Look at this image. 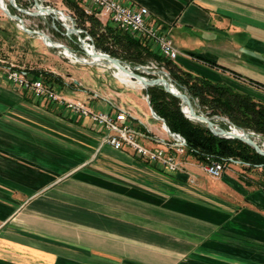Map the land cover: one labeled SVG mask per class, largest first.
I'll return each instance as SVG.
<instances>
[{"label": "crops", "instance_id": "obj_1", "mask_svg": "<svg viewBox=\"0 0 264 264\" xmlns=\"http://www.w3.org/2000/svg\"><path fill=\"white\" fill-rule=\"evenodd\" d=\"M122 1L149 8L183 70L264 102V0ZM30 70L53 72L60 92L91 108L125 110L147 145L168 137L147 91L124 99L82 68ZM107 132L8 81L0 64V264H264V188L233 171L212 178L191 155L173 172Z\"/></svg>", "mask_w": 264, "mask_h": 264}, {"label": "trees", "instance_id": "obj_2", "mask_svg": "<svg viewBox=\"0 0 264 264\" xmlns=\"http://www.w3.org/2000/svg\"><path fill=\"white\" fill-rule=\"evenodd\" d=\"M64 1L75 11L74 17L78 26L93 36L98 49L135 64H145L151 59L159 61L171 73L176 85L190 95L198 111L207 113L214 120H217L218 116H225L239 128L264 135V102L238 91L230 84L212 81L183 70L174 60L166 58L157 51L153 42L147 37L138 39L112 22L103 24L95 14H87L78 0ZM9 6L12 12H17L15 7ZM56 24L58 29H63L60 21H56ZM0 31L3 36L0 39V57L9 60L10 55L2 51V46L7 43L12 48L11 38L16 35L1 26ZM58 34H60L59 31ZM82 35L85 34L82 33ZM30 72L36 77L41 75L38 70L37 72L30 70ZM41 77L55 87L56 82L61 80L53 72L43 73ZM146 91L156 113L166 120L174 133H180L187 140L186 154L188 156L191 155L201 164L218 159L226 165L238 160L245 171L261 175L255 178L253 175L242 174L238 178L250 188H264L263 154L244 140L215 135L205 124L187 117L182 109L181 98L168 92L161 84L149 86ZM219 123L227 129L230 126L225 121Z\"/></svg>", "mask_w": 264, "mask_h": 264}, {"label": "built area", "instance_id": "obj_3", "mask_svg": "<svg viewBox=\"0 0 264 264\" xmlns=\"http://www.w3.org/2000/svg\"><path fill=\"white\" fill-rule=\"evenodd\" d=\"M83 1L87 14L104 17L138 39L147 37L166 58L174 60L181 54V50L175 45L172 36L165 33L158 24L149 23L150 11L148 7L137 6L134 3L127 4L122 0ZM34 8H36L35 5ZM84 38L87 47L90 48L92 46L90 36L85 35ZM0 64L5 68L8 81H12L21 88L30 91L36 98L48 99L65 108L67 107L74 114L94 120L99 126L108 131L104 141L109 142L115 148L122 150L127 146L147 161L158 163L173 172L185 169L184 162L180 158L187 151V140L184 137L177 138L171 135L167 138L155 139L159 141L157 146L147 145L141 139L148 138L149 133L131 126L128 122L129 116H127L125 110H120L116 116H113L107 110L91 108L81 100H73L64 95L55 86L48 84L41 76L34 77L25 66H19L2 57H0ZM165 68L159 61L151 59L148 63L142 65L141 70L146 76L158 77L166 74L167 70ZM255 135L259 136L258 133H255ZM234 162L237 161L234 160ZM226 166L224 162L217 159L205 163L204 168L213 178H218L222 176Z\"/></svg>", "mask_w": 264, "mask_h": 264}, {"label": "rangeland", "instance_id": "obj_4", "mask_svg": "<svg viewBox=\"0 0 264 264\" xmlns=\"http://www.w3.org/2000/svg\"><path fill=\"white\" fill-rule=\"evenodd\" d=\"M7 1L9 2V0H7ZM39 1L41 2V4H43V6L50 5V6H53L55 8H58V9H63V10H65L66 14L69 13V15H71L74 18L73 11L67 7L66 3L63 0H39ZM17 2L19 5H21L25 8H28L30 11L35 9L34 8L35 0H17ZM1 8L2 7H0V26L4 27L6 29H9L10 32H12V33L14 32L16 35L15 37L11 38V40L13 41L12 48H10V46L7 43H5L2 46V51L7 55L13 56L14 61L17 65L25 66L29 70L32 67L50 68V66H54V67L57 66V67L63 69V73L73 72V70L75 71L77 68L78 69L82 68V70H85L86 73H88V75H89L88 78H90V80H92V81H95L97 86L99 84L101 88H104V90L107 89L110 92L112 91L114 94H116V96L117 95L120 97L124 96V99H126L124 94L133 93V91L136 92V94H138L140 96H142V94L145 93L147 88H143L142 86L136 85V84L128 85V84L122 82L119 79V77L117 78V76H115V74H114L116 68L111 66L109 63H106V62L97 63L94 61L93 63L90 64V63L83 62L82 59H86L88 62H90L92 56L91 55L89 56L86 53V51L82 48L79 35L78 34L72 35V37H75L76 40H72L70 37L66 36L63 33L66 31L64 24H63L62 30H60V29L56 30L53 27V25H51L52 24V21H51L52 15L48 14V15H34V16H32V15L24 14L23 12H19L18 10L15 13L12 12L14 14H22V17L25 18L26 26H28L30 29H32V30L37 29V30H41V31L45 32L50 37L49 41H51V39L53 41L56 40L55 42L58 41L59 44L64 43L68 47H70L80 57L77 61H73V59L63 51L64 48H59L56 46L48 45L47 42L44 40V38H42L43 35H41L40 33L35 32L34 34H32V33L25 31L23 28H20L19 25H21V24H19V21L10 17L8 14L4 13L3 9H1ZM59 21L61 22V24L63 22H66L69 24L71 23V21L69 19H67V20L62 19ZM74 23H76L75 18H74ZM76 26L79 28H82V27L78 26V23H76ZM58 31L60 32V34H58ZM81 36L84 37L83 35H81ZM2 37H3L2 32L0 31V39ZM91 43H92V41H91ZM99 50L103 51L101 49H99ZM8 61H10V59ZM123 61L132 65V67H135L137 65H139V66L145 65V64H135L133 62H129L126 60H123ZM17 62H19L20 64H18ZM148 62H149V60H148ZM141 68L140 69L135 68V70L139 73L144 74L142 72ZM165 69L167 70L168 73L165 72L166 74L161 75V76H165L166 78H169L170 81L172 83H174V85L176 87H178L176 85L175 81L173 80L171 73L168 71L167 68H165ZM147 76L152 77L153 75H147ZM87 82L89 83V80ZM180 90L184 93H187L186 91H184L182 89H180ZM64 95H66V94H64ZM71 99L77 100L74 98H71ZM132 100H133V98H131L130 100H127V101L133 105L134 102ZM142 100L148 102V104H149V101H147V95L144 96V98H142ZM77 101H79V100H77ZM182 106L184 107L183 100H182ZM196 111L198 113H201V112L205 113L203 111L200 112L197 109H196ZM205 114H207V113H205ZM222 118H225V119H222ZM220 121H225L226 123L231 124L234 127H237L235 124L230 122V119H228L225 116H218L216 122L219 123ZM202 123L205 124L204 122H202ZM239 129L240 130H246L249 132H253L256 141H258L259 144L261 145V147L264 148V135H262L261 133L252 131V130L245 129V128H243V129L239 128ZM165 132L167 133L168 137L171 136V134L166 129H165ZM255 133L256 134L258 133L259 136L255 135ZM186 157H188V155L185 153V154L181 155L180 158L184 162V159ZM183 164L185 167V162ZM199 165L203 169V171H206L204 168L205 163L204 164L199 163ZM226 165L227 166H226L224 172L225 171H230V172L233 171V173L237 177H239V175H242V174H246L247 176L253 175V176H255V178H258L259 176H261L259 173L257 174L255 172L245 171V168H243V166L241 165V163L238 160H237V162L231 161L230 163H227ZM185 169H186V167H185ZM207 174H209V173L207 172ZM209 176L212 177L210 174H209ZM218 178H215V179H218Z\"/></svg>", "mask_w": 264, "mask_h": 264}, {"label": "water", "instance_id": "obj_5", "mask_svg": "<svg viewBox=\"0 0 264 264\" xmlns=\"http://www.w3.org/2000/svg\"><path fill=\"white\" fill-rule=\"evenodd\" d=\"M9 3L15 7L19 12H23L24 14H28V15H52L54 20H53V24H55V26H57L56 21L62 20V13H65V10L63 9H57L53 6L47 5V6H43L39 0H35V9L30 11L28 8H25L21 5L18 4L17 0H9V2L7 1L6 5H3V2H0V5L4 11V13L8 14L10 17L16 19L19 21V25L20 28H23L25 31L34 34L35 32L40 33L42 36V38H44V40L47 42L48 45L51 46H56L59 48H64V51L66 52V54H68V52H70V54L75 57L76 59L80 58L78 56V54L73 51L70 47H68L66 44H59L55 41H53L51 39V41H49V36L41 31V30H32L30 29L28 26H26L25 24V19L24 17H22V14H14L11 12L10 8H9ZM68 19L71 21V23H66L63 22L62 24H64L66 31L64 32L66 35L71 36L73 34H78L80 37V43L82 45V48L86 51V53L90 56H93L94 54L101 56L103 59H106V61L113 63L117 68L120 67L123 70L127 71L130 75H132L134 78H136L137 80H139L142 84H143V88H147L149 86L152 85H159L161 84L163 87H165V89L170 92L171 94H174L176 96H178L179 98H181L183 100V105L184 107L183 112L186 113L187 117H189L190 119L194 120V121H198V122H204L206 124V126H208L212 132L216 135L222 136V137H226V138H239L241 140L246 141L248 144H250L252 147L255 148L256 151H259L261 154L264 155V148L261 147V145L259 144L258 141H256L255 137H254V133L253 132H249L246 130H241L242 132H237L236 129H239L238 127H234L233 125L229 124V128H225L224 126L220 125L219 123L216 122V120L214 121L209 115L205 114V113H198L196 111L195 105H194V101L193 99H191L190 95L188 93H184L182 92L178 87H176L174 85V83H172L170 81L169 78H166L165 76H161L159 75L158 77H148L142 73H139L135 70L136 69H140L142 66L137 65L135 67H132V65L128 64L127 62H124L121 58L119 57H115L113 55H111L110 53L106 52V51H100L99 49H97L93 37L88 34V32L82 28H79L76 26V23H74V18L71 15H67ZM82 33H85L86 36H90L91 40H92V46L90 48L87 47L86 43H85V38L82 37ZM89 38V39H90ZM82 59V58H81ZM83 62L86 63H93L94 61L91 60L90 62H88L86 59H82ZM147 101H149L150 107H151V112L152 115H154L156 118L160 119L163 121V126L167 129V131L173 135L174 137L177 138H183V136L180 133L177 132H173L171 130V128L167 125L166 120L161 117L159 114L156 113L155 109L153 108L150 98H149V94L147 93ZM225 119V118H222ZM240 131V130H239Z\"/></svg>", "mask_w": 264, "mask_h": 264}, {"label": "bare ground", "instance_id": "obj_6", "mask_svg": "<svg viewBox=\"0 0 264 264\" xmlns=\"http://www.w3.org/2000/svg\"><path fill=\"white\" fill-rule=\"evenodd\" d=\"M1 1L3 2V5L5 6L6 3H7V0H0V2H1ZM0 7H1V5H0ZM1 9H2V8H1ZM57 9H58V8H57ZM62 14H63V15H62L63 19H64V20H67V19H68L67 14H69V13L66 14V12H65V13H62ZM55 41H56V40H55ZM57 43H59V42L57 41ZM67 55L70 56V57L73 59V61H77V60H78V58L76 59L75 57H73V56L70 54V52H68ZM91 60H93V61H95V62H97V63H104V62L109 63L111 66H113V67L116 68L114 74H115V76H117V78L119 77V79H120L122 82H124V83H126V84H128V85L136 84V85H140V86L143 87V84H142L139 80H137L136 78H134L132 75H130L127 71L123 70V69L120 68V67L117 68L113 63L106 61V59H103L101 56L94 54V55L91 57ZM110 65H109V66H110ZM111 68H112V67H111ZM163 128H165V127H163ZM236 130H237V132H242L240 129H236ZM239 130H240V131H239Z\"/></svg>", "mask_w": 264, "mask_h": 264}]
</instances>
